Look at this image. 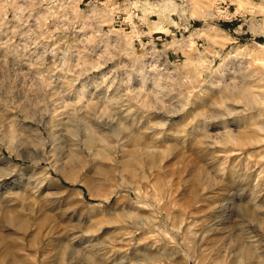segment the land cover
Returning <instances> with one entry per match:
<instances>
[{
	"label": "rangeland",
	"instance_id": "374dc122",
	"mask_svg": "<svg viewBox=\"0 0 264 264\" xmlns=\"http://www.w3.org/2000/svg\"><path fill=\"white\" fill-rule=\"evenodd\" d=\"M0 176L21 264H236L206 177L259 243L264 0H0Z\"/></svg>",
	"mask_w": 264,
	"mask_h": 264
},
{
	"label": "clouds",
	"instance_id": "9594fccd",
	"mask_svg": "<svg viewBox=\"0 0 264 264\" xmlns=\"http://www.w3.org/2000/svg\"><path fill=\"white\" fill-rule=\"evenodd\" d=\"M196 147V144H193ZM219 175H223L220 173ZM3 176H0L2 179ZM23 180L31 183L33 181V176L22 177ZM208 181V186L217 189L213 195H217L220 199L217 203L220 205L219 214L214 218L213 223L218 226H225L226 217L229 213L232 214V218L238 223L234 230L239 231L240 235L233 238L231 247L235 248L236 264H245V262H250V264H264V238H260L259 243L257 242V237L252 236L247 227L246 212L247 206L243 203L242 197L243 192L238 191L233 188L235 183V177L232 181H229L227 177H224L222 181H218L216 177H206ZM36 184H40V180L36 179ZM43 222L24 225L20 222H14L11 217L4 218L0 214V264H21L17 259L16 245L23 244L24 241L20 237H4L3 230L7 227L15 228L17 231H26L27 228H35L37 232L42 228ZM29 247H31V242H29ZM67 248H65V252ZM63 258V257H62ZM193 259H196L195 254L192 255ZM26 261L34 264L35 257L27 256ZM197 264H201L197 260Z\"/></svg>",
	"mask_w": 264,
	"mask_h": 264
},
{
	"label": "built area",
	"instance_id": "2783aa9c",
	"mask_svg": "<svg viewBox=\"0 0 264 264\" xmlns=\"http://www.w3.org/2000/svg\"><path fill=\"white\" fill-rule=\"evenodd\" d=\"M226 4V1H221L218 5L219 9L218 11L219 12H223V13H226L227 11H230V5H225Z\"/></svg>",
	"mask_w": 264,
	"mask_h": 264
}]
</instances>
